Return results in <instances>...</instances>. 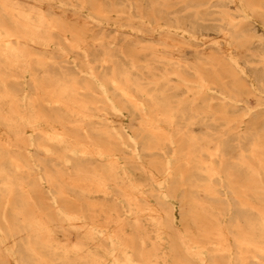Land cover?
<instances>
[{"label":"bare ground","instance_id":"6f19581e","mask_svg":"<svg viewBox=\"0 0 264 264\" xmlns=\"http://www.w3.org/2000/svg\"><path fill=\"white\" fill-rule=\"evenodd\" d=\"M0 264H264V0H0Z\"/></svg>","mask_w":264,"mask_h":264}]
</instances>
